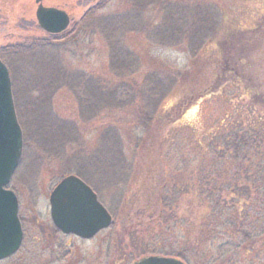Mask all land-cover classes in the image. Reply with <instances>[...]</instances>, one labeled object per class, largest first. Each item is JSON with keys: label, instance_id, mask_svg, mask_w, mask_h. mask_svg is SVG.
I'll return each mask as SVG.
<instances>
[{"label": "rangeland", "instance_id": "rangeland-1", "mask_svg": "<svg viewBox=\"0 0 264 264\" xmlns=\"http://www.w3.org/2000/svg\"><path fill=\"white\" fill-rule=\"evenodd\" d=\"M105 1L42 0L69 17L63 33L49 35L37 23L36 0H0V56L48 41L56 46L27 56L26 67L18 56L0 57L12 69L19 111L27 107L23 90L49 64L52 75L60 65L91 76L110 98L123 95L84 119L64 83L54 91L47 84L42 100L56 127L74 128L76 143L56 154L40 145L34 128L23 130L9 185L23 241L0 264H134L150 256L264 264V0ZM107 18L123 25L117 33L110 28L111 47L101 30ZM116 49L136 61L131 76L115 69L124 60L114 57ZM29 89L28 99L42 97ZM112 135L121 155L109 168L103 160H114ZM94 157L99 165L86 160ZM71 158L85 159L73 166L113 219L88 241L55 232L50 219V193L75 175Z\"/></svg>", "mask_w": 264, "mask_h": 264}, {"label": "water", "instance_id": "water-1", "mask_svg": "<svg viewBox=\"0 0 264 264\" xmlns=\"http://www.w3.org/2000/svg\"><path fill=\"white\" fill-rule=\"evenodd\" d=\"M38 4L35 17L39 27L50 35L63 33L69 17L63 11ZM23 133L19 125L7 66L0 60V261L13 256L20 248L23 231L18 217L16 195L6 188L17 170L23 153ZM50 218L63 234L90 239L112 225V218L96 194L81 179L64 177L49 196ZM134 264H184L160 256L140 259Z\"/></svg>", "mask_w": 264, "mask_h": 264}, {"label": "trees", "instance_id": "trees-1", "mask_svg": "<svg viewBox=\"0 0 264 264\" xmlns=\"http://www.w3.org/2000/svg\"><path fill=\"white\" fill-rule=\"evenodd\" d=\"M109 1H111V0H106L105 5L108 4ZM146 3L147 2L144 3V5H143L144 7H145ZM104 7L105 6H104V2H103L99 6H95V7L91 8L90 10L87 11V13L85 14L83 19H88L90 17V15H92L93 13H95L97 11L102 10ZM110 19L111 18L105 19L106 25L101 30L107 38L108 45H110V47H111L109 36L112 37V34L109 33L110 28H112L113 32L117 33L119 31V29L123 30V25L116 22L115 20H110ZM112 22H115V23L113 24ZM162 25L163 24H161L159 26L162 27ZM179 28L181 31L178 30L177 35H178V37H181V34L184 35V32H182L183 30L181 27H179ZM175 29H176V27L173 30V35L175 34V32H174ZM166 35L167 34H165L164 32L158 33V37H164L161 40V43L163 45L168 44V40L166 38ZM173 35L170 34V37H172ZM65 36H67V34ZM118 46H119V44H118ZM53 47H56V46L53 45L52 41H48V42H45L43 44L25 47L24 50H21V48H20V51H18V52H16V50H12V51H10L11 55L5 51L4 55H2L0 57L1 58L2 57H8L7 54H9L10 57L18 56V59L22 58L24 66L26 67L27 65H25V62H27V58H26L27 56L33 55V53L36 54L39 52H43V50H50V49L52 50ZM116 50H118V51L114 50L115 51L114 57L116 56V57L122 58L124 60L121 62V65H119V66H117L118 64H114L117 66L115 69L121 70L120 73L124 77L131 76L135 72V70H133V69H135L134 67L136 65V61L130 58L129 53L126 54L123 51H120L119 49H116ZM46 60H48V59H46ZM28 61H29V59H28ZM114 61H118V60L114 59ZM8 69H9V73H10V77H11V81H12V85H13V80H12L13 72H12V69H10V66L8 67ZM20 70L23 71V67ZM44 70H45V74L44 75L41 74L39 77L33 78L34 83L32 85H30V87L35 86V89L39 90V93L42 94V97L38 101H34V100L27 98L29 96L28 91H30V89H29L30 87L25 88L26 90L22 89L24 91L23 92L24 97H23L22 101H23V103H25V106H27L23 112L19 111V109H18L17 102H16V95H15L16 93L14 92V90H12L13 91V98H14V102H15L17 118H18V121L22 127V130H24V133H27V130H30V129L32 130L34 128V130L36 131L37 140L39 141L40 145L42 147L49 148V150H52L57 154V153H59V148H65V146H69V145L73 146V144L76 143L75 139H77V138L75 135L76 133L74 132V128H72L70 126H66V125H65V127L64 126L63 127L62 126L56 127V124L54 123V120H53L54 118L52 116L53 114H52V112L48 106L47 101H45V99L42 100L43 96H44L43 91L48 90L47 84H50L52 91H54V90L60 88L61 85L64 83L65 86L68 88V90L72 93V95L77 99L78 106H79V113L84 119H87L90 116L91 117L95 116L96 114H98V110L101 107L112 105V102H115V100H117L118 96H123V95L121 94V92H119L117 95L116 91H115L113 96H111V98H110V97H108V94H107L108 89H100L97 86L100 83L97 80H95L94 78H92L91 76H89V78L88 77L86 78L81 73L69 72L68 70L64 69L60 65H58L57 71L56 70L53 71V75H52L51 64H49V66L45 67ZM152 78L153 77L151 76L150 78H147L145 81L147 83H152V81H153ZM54 82L56 83L55 85H53ZM80 83H81V85L78 86ZM84 83H86L88 85V87L85 89L82 87V85H84ZM12 89H13V86H12ZM22 90H21V92H22ZM41 105L43 107H41ZM43 129H44V133H43ZM24 133H23V135H24ZM109 138H110L109 140H112L113 144H114L113 145L114 146L113 147L114 160L107 161L109 159H105V160H103V163L104 164L105 163H111L109 165V168H112V165L115 162H117L115 160L119 159L120 155H121L119 152H117L118 150H116V145H118V143L120 142V139H119L118 135H116L115 137H113V135H112V136H109ZM102 139H103L102 148L104 149V144L107 145L106 141H108V140H107V137L102 138ZM62 142L64 143V145L62 144ZM98 156H100V155H98ZM73 158H71L68 161V164L72 165L69 167V169H71V171L68 170L69 174H70V172L71 173L74 172L76 176H78L79 178H81L82 180H84L87 183L88 181L85 178V176H83L82 173L76 167H74L80 161L85 160V159L80 158L78 162H75L72 160ZM86 160L87 161L91 160L92 163H95V164L98 163V165H99V159L96 160V158H95L94 161H92V159L89 158ZM73 162L75 163L74 166H73Z\"/></svg>", "mask_w": 264, "mask_h": 264}, {"label": "flooded vegetation", "instance_id": "flooded-vegetation-1", "mask_svg": "<svg viewBox=\"0 0 264 264\" xmlns=\"http://www.w3.org/2000/svg\"><path fill=\"white\" fill-rule=\"evenodd\" d=\"M7 189H9V188H7ZM9 190H11V189H9ZM12 191V190H11ZM53 228L55 229V232H58V233H60L61 235H63V236H67V237H72V238H75V239H77V240H80V241H88V240H91V239H93L97 234H99V233H97L95 236H93L92 238H90V239H82V238H79V237H77V236H75V235H72V234H70V235H65V234H62L58 229H56L54 226H53ZM107 230V229H106ZM104 231V230H103ZM102 232V231H101ZM50 240H52V237L49 235V237H48Z\"/></svg>", "mask_w": 264, "mask_h": 264}]
</instances>
